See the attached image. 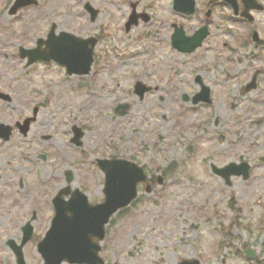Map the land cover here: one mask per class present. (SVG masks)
Returning a JSON list of instances; mask_svg holds the SVG:
<instances>
[{
    "label": "rangeland",
    "instance_id": "374dc122",
    "mask_svg": "<svg viewBox=\"0 0 264 264\" xmlns=\"http://www.w3.org/2000/svg\"><path fill=\"white\" fill-rule=\"evenodd\" d=\"M13 1L0 0V92L11 98L0 102V122L14 124L35 107L39 114L26 138L15 133L0 147V170L26 174L8 184L11 192L26 185L18 200L7 192L0 202V264H16L6 242L19 245L28 222L33 238L22 249L24 263L43 264L36 246L66 171L72 189L90 203L103 200L97 158L135 162L151 187L146 194L140 185L137 199L109 221L105 264H264V12L240 23L224 0H195L190 17L174 12L172 0H37L9 15ZM85 5L97 12L93 21ZM131 5L149 20L126 32ZM172 24L186 35L207 25L209 36L193 54H179L170 48ZM52 27L56 37L98 40L88 75L19 58ZM253 76L256 87L245 92ZM196 77L211 103L192 105ZM136 82L150 88L142 99L133 93ZM118 105L129 106L124 116L115 113ZM74 128L82 132L79 145ZM230 163L248 164L249 177L225 186L211 166Z\"/></svg>",
    "mask_w": 264,
    "mask_h": 264
},
{
    "label": "water",
    "instance_id": "95a60500",
    "mask_svg": "<svg viewBox=\"0 0 264 264\" xmlns=\"http://www.w3.org/2000/svg\"><path fill=\"white\" fill-rule=\"evenodd\" d=\"M230 1V0H229ZM232 2L234 0H231ZM251 1V0H248ZM36 0H14L9 10L10 15H14L21 8L34 6ZM234 6V5H233ZM195 9L194 0H173V10L185 15L193 14ZM260 9V8H259ZM85 10L93 21L97 15L89 5H85ZM138 19L147 21L144 14L135 13V5H132V13L125 24V30L136 26ZM174 34L171 37V45L174 49L182 53H192L201 46L202 41L207 36L205 27L199 29L192 37L186 38L183 29L173 26ZM51 28L45 41L39 40L33 50H19L21 59H27V65L36 61H54L65 67L68 75H87L93 63L92 52L96 44L94 38L80 39L72 35L62 33L59 37L53 34ZM43 46V49L41 48ZM199 83V78L196 79ZM201 91L192 100L196 105L199 102L210 103L209 90L201 85ZM255 88L254 79L245 91ZM149 91L140 83H136L134 93L142 99L143 95ZM186 101V98H184ZM127 105L118 106L115 110L120 116H124L128 110ZM29 120L21 126V132H27ZM5 133V139L9 135V128L1 127ZM74 142L77 143L81 137L79 130H74ZM99 169L104 175V187L102 194L104 201L98 205H90L85 195L79 190H75L70 195L68 201L62 200V196L69 194V189L62 190L53 200L54 217L50 228L44 238L37 246V253L40 255L43 264H104L99 257L100 247L97 242L104 238V228L109 219L120 209L127 207L137 196V185L146 182V176L141 168L133 162L125 160H97ZM213 174L219 176L226 186H230L231 177H242L246 180L249 176V166L246 163L240 165L229 164L224 168L217 169L211 167ZM70 178H67V182ZM146 193H150L148 184L145 185ZM24 235L20 246H15L13 242H8L9 248L16 257L17 264H24L22 247L31 238V228L27 225L23 229ZM96 240V242H95ZM248 259L254 260V252L244 250ZM180 264H199L198 261H183Z\"/></svg>",
    "mask_w": 264,
    "mask_h": 264
},
{
    "label": "flooded vegetation",
    "instance_id": "af4514ba",
    "mask_svg": "<svg viewBox=\"0 0 264 264\" xmlns=\"http://www.w3.org/2000/svg\"><path fill=\"white\" fill-rule=\"evenodd\" d=\"M264 0H253V1H248V0H234L233 2L230 0H224V4H226L227 8L229 10H231L232 12V16L231 18L234 19L235 21H240V23H253L255 21V18L254 16L258 13H261V12H264ZM211 4V3H209ZM256 4H258L260 7H261V11H257L255 8ZM234 5V6H233ZM233 8H237V13L235 14L233 12ZM208 10L211 11L210 8H208ZM243 11H247L248 14L247 16L250 18L248 19H245L243 17H241V13ZM208 19V18H207ZM207 26V25H206ZM194 33V32H193ZM193 33L191 35H186V36H192ZM0 102H2L3 104H10L11 103V98L10 96L7 94V93H2L0 92ZM38 107H35L32 109V112L30 115L26 116V117H21L19 118V120H16L14 122V124H11L9 126H7V124H4L3 122H0V147L3 145V144H6V143H10L11 139L15 136L14 134L15 133H18V135H20L21 137L23 138H26L30 131H31V128L33 125L36 124V121H37V117H38V110H37ZM29 120V125H28V129H27V132L25 134H23L21 132V126L23 125V123L25 121ZM1 126H4V127H10V133L9 135L7 136V138L5 139V136H2L1 134H5L1 131ZM45 159V158H44ZM4 168H2L0 170V202L2 201L3 198H6L7 199V192L11 193V194H15V197H11L12 200H14L15 202L18 200V198L22 195L23 191L25 190V186L24 185L19 191H16V192H11V191H8V187H9V181L11 178H13L14 176H17V175H26L24 172H16L15 171H11V168L9 171H7L8 169L6 168V170H3ZM33 176L34 178V181L36 180L35 179V176L33 174H31V177ZM67 174L64 173V177H65V184H66V178H67ZM28 184V181L27 183ZM9 193V194H10ZM56 194V193H55ZM68 198V197H67ZM33 216V214H31V217ZM34 218V217H32Z\"/></svg>",
    "mask_w": 264,
    "mask_h": 264
}]
</instances>
